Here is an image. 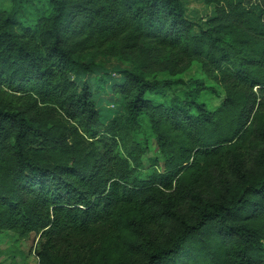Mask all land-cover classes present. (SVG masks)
Segmentation results:
<instances>
[{
  "label": "trees",
  "instance_id": "1",
  "mask_svg": "<svg viewBox=\"0 0 264 264\" xmlns=\"http://www.w3.org/2000/svg\"><path fill=\"white\" fill-rule=\"evenodd\" d=\"M203 2V27L181 0H49L28 25L0 8V235L33 234L38 264H264V0ZM88 58L130 64L104 123L70 78ZM193 64L217 108L201 86L148 98L198 86L157 80Z\"/></svg>",
  "mask_w": 264,
  "mask_h": 264
},
{
  "label": "rangeland",
  "instance_id": "2",
  "mask_svg": "<svg viewBox=\"0 0 264 264\" xmlns=\"http://www.w3.org/2000/svg\"><path fill=\"white\" fill-rule=\"evenodd\" d=\"M181 2L185 9L186 18L196 24L197 27H203L205 22L214 15V6L205 5L203 0H181ZM48 3L49 0H0V8L6 11H17V20L23 25H28L33 19V15L36 13L42 14ZM194 33H198L197 28L194 29ZM85 63L96 64L94 72L88 76H83L81 72H74L71 73L70 78L79 87L84 82L90 84L95 106L99 110L101 122L104 123L123 110L124 102L119 96L113 94L112 86L122 80L120 73L123 70L130 69V64L118 58H97L95 60L88 58ZM96 79L100 80L98 85ZM157 80H182L184 83L200 82L198 86L178 85L152 97L148 96L150 100L157 104H165L173 98L184 99L191 90L200 88V86L202 89L197 92L196 100L204 104L209 111L217 108L224 99L223 91L203 76L198 64H193L186 72L175 77L160 74L157 76ZM148 148V154L142 158V179H145L148 174L151 160L154 158L160 159L153 140L148 141ZM36 242L37 238L33 234L27 240L17 241L16 236L13 234L3 233L0 235V251L4 252L15 246L16 254L18 252L23 254V258L17 255L14 260L15 264H38L33 253ZM0 264H11L9 254L4 253L0 257Z\"/></svg>",
  "mask_w": 264,
  "mask_h": 264
}]
</instances>
